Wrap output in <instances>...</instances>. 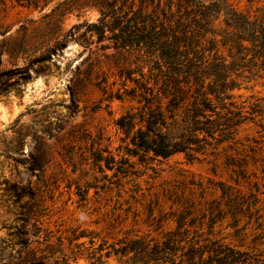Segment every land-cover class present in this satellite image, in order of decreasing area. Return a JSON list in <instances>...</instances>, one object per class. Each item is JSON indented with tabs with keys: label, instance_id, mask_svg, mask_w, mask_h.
I'll return each instance as SVG.
<instances>
[{
	"label": "rangeland",
	"instance_id": "1",
	"mask_svg": "<svg viewBox=\"0 0 264 264\" xmlns=\"http://www.w3.org/2000/svg\"><path fill=\"white\" fill-rule=\"evenodd\" d=\"M31 1L0 0V264H130L92 251L127 233L160 236L174 210L194 204L209 215L213 201L222 208L214 234L264 253V69L243 67L229 91L247 117L232 139L194 160L130 156L133 172L116 175L96 153L128 157L118 119L166 71L161 46L124 38L139 7L142 31L154 23L166 33L161 24L180 17L176 0L172 9L171 0ZM230 2L252 15L264 7ZM223 187L251 208L227 205Z\"/></svg>",
	"mask_w": 264,
	"mask_h": 264
},
{
	"label": "trees",
	"instance_id": "2",
	"mask_svg": "<svg viewBox=\"0 0 264 264\" xmlns=\"http://www.w3.org/2000/svg\"><path fill=\"white\" fill-rule=\"evenodd\" d=\"M173 3L171 0L168 4L171 9ZM175 4L180 17L176 25L161 24L166 33L161 34L157 24L151 23L149 30L144 28L148 35L145 34L138 27L144 25L139 19L144 10L139 7L133 33L124 38L125 45L145 43L151 49L161 46L166 71L161 69L159 85L157 80L153 86L145 87L147 94L138 99L139 109L130 108L118 119L119 127L130 139L125 147L128 157L116 159L106 149L107 155H103L104 150L96 153L95 160H104L108 168H115L116 175L133 172L135 161L130 156L145 161L182 152L194 160L208 147L216 148L232 139L247 117L227 101L233 96L229 91L238 84L237 76L243 67L264 69V7L252 15L230 0H176ZM103 14L109 15L106 11ZM216 21L224 25L212 26ZM23 71L28 74L27 69ZM3 84L0 80V92ZM232 193L223 187L222 197L227 198V205H234L241 212L247 202L246 209L251 208L244 195L237 197ZM239 198L242 200L238 202ZM213 203L209 215L207 210L197 211L194 204L174 210V226L160 236L127 233L117 242L100 243L94 247L92 258L106 248L108 256H126L130 264H264L263 251L242 248L214 234L222 208L221 201ZM235 222L234 225L238 218ZM91 241L94 243L93 237Z\"/></svg>",
	"mask_w": 264,
	"mask_h": 264
}]
</instances>
